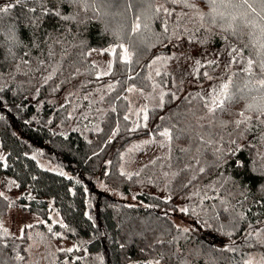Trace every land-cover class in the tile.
Returning a JSON list of instances; mask_svg holds the SVG:
<instances>
[{"label":"trees","instance_id":"trees-1","mask_svg":"<svg viewBox=\"0 0 264 264\" xmlns=\"http://www.w3.org/2000/svg\"><path fill=\"white\" fill-rule=\"evenodd\" d=\"M129 2L133 11L125 10ZM8 3L13 7L0 21V185L12 180L29 196L20 199V207L46 221L48 204L54 207L64 224L62 235L83 252L73 261L55 263L244 264L250 253L261 249L253 233L264 232V118L256 119L264 98L244 88L250 80L245 68L225 78V83L233 81V99L214 116L205 107L211 101L198 93L176 100L168 90L163 106L154 104L158 91L147 98L145 125L133 127L126 114L129 86L141 91L154 83L166 87L168 50L180 37L202 47L239 49L234 53L253 59L258 73V29H243L256 33L243 40L233 35L232 10L220 6L219 0L216 11L209 0H150L151 33L142 27L136 34L132 28L141 5L135 0H22L19 5L0 0V7ZM250 18L264 24L251 13ZM11 26L15 44L9 43ZM119 44L128 49L131 63L121 61ZM91 51L111 59L108 92L102 90L94 105L82 100L77 110L69 108L71 101L59 105L57 98L78 79L84 90L97 83ZM154 57L160 76L151 72ZM49 75L52 78L46 80ZM247 116L252 120L237 128L235 122ZM70 120L75 127L65 135L53 131ZM165 128L172 135L167 155L145 162L131 174L120 170L123 150L145 136L157 139ZM37 159L69 176L41 168ZM95 179L124 196L140 185L156 187L167 180L168 197L140 192L137 202L130 204L103 191ZM0 200L4 202L1 195ZM177 200L187 203V232L172 218ZM12 247L0 224V264H24L15 259Z\"/></svg>","mask_w":264,"mask_h":264},{"label":"rangeland","instance_id":"rangeland-1","mask_svg":"<svg viewBox=\"0 0 264 264\" xmlns=\"http://www.w3.org/2000/svg\"><path fill=\"white\" fill-rule=\"evenodd\" d=\"M168 51L170 53L171 66L166 71V75H168L166 77L168 80L166 87L162 88L154 83L143 91L134 86H129V88L133 89L132 91H129L128 88L126 114L130 118L133 127L139 124H146L147 98L152 97L155 90L156 92L158 91V93H154L156 96L158 95L154 102L155 105H160V95L165 90H168L166 92L171 93L169 96L172 95L171 97L176 100L188 93L196 92L201 96H199L201 99L211 101L212 96H209V92L212 89L219 90L229 74L247 66V59L241 54L232 52L231 47H223L221 49L202 47L187 37H180L175 40ZM91 54L93 63L98 67L97 83L91 86L92 88L88 86L87 89L89 88V90H84L85 85L80 83L81 79H78L77 82L67 87L57 98L56 101L59 105L66 101H71L70 106L68 105L69 108L73 109L75 107L77 110L80 109L82 100H87L94 105L101 98L100 92L102 90L103 94L108 92L110 81L107 75L109 74L111 59L102 56L101 52H92ZM157 58L151 59L152 69H154V71H151L153 75H156L158 69L157 64L152 62L153 60L156 61ZM197 61H200L201 64L198 65ZM210 61L213 62L211 66H209ZM204 73H207V76ZM159 84L161 83L159 82ZM81 112H83V109L79 110L77 115ZM70 113L72 112L68 114ZM74 127V120H70L67 126L56 125L53 131L65 135L67 131ZM167 146L168 141L162 135H159L157 139L151 135L140 138V140L132 143L126 150L121 152L123 157L122 161H120V170L126 174L136 172L145 162H150L160 155H167ZM2 156L3 153L0 151V157ZM111 156L110 153L105 161L106 164L111 161ZM37 162L45 170L69 176L67 172L46 160L37 159ZM95 180L98 187L109 193L113 198L130 204L137 202L135 195L140 192L154 194L164 199L168 197L165 189L167 180H164L156 187L152 186V184L143 185V187L140 185L128 196L112 191L103 186L101 181ZM2 181L0 193L3 194L1 196L4 198V202L0 200L1 232L6 240L8 239L12 242V251L15 259L17 256L22 257V259L16 260L24 264H57L55 262L58 259H62V263H66L67 259L73 261L82 256L83 252L80 247L62 235L64 224L50 203L48 204L49 220L46 221L38 214L31 213L20 207V199L23 196L29 199V196L24 191L17 190L16 184L12 180L4 179ZM176 205V213L172 215L175 224L183 230L191 229L190 219L186 217L185 212L181 211V209H186L187 203L177 200ZM253 234L256 237L257 245L261 249L250 253L251 255L244 264H264V232Z\"/></svg>","mask_w":264,"mask_h":264},{"label":"snow or ice","instance_id":"snow-or-ice-1","mask_svg":"<svg viewBox=\"0 0 264 264\" xmlns=\"http://www.w3.org/2000/svg\"><path fill=\"white\" fill-rule=\"evenodd\" d=\"M22 0H15V4L19 5L21 4ZM70 2H75V0H70ZM136 3H139L141 5L140 8V14L135 16V23L132 28L133 34L139 33L141 31V28L143 27L144 31L146 33H151V24L148 22L152 20L154 17L150 14H148V9L151 8L150 0H135ZM209 3L213 6V11H216V6L218 4V0H209ZM220 6H222L225 9H231L232 11L229 12V16L231 18V23H229V28L232 30L233 35H238V38L243 40L244 36H247L249 38L256 35L255 31H249L244 32L243 29H258L259 30V37H257L259 47L257 49V57L258 61L256 62L257 67L259 68V72L256 73L253 71L254 61L253 59L249 58L247 60V66L244 69L246 76L250 78L248 82L245 83L244 88L248 89V91L255 90L261 94V97L264 98V24L257 23L256 19L250 18V13L253 14L255 17H258L260 21H264V0H219ZM95 7V4L92 5ZM185 6H193L190 4H187ZM13 4L8 3L4 7H0V21L3 20L4 16L9 13V11L12 9ZM134 4L133 2H129L126 6V11H133ZM250 10V11H249ZM29 11L35 12L36 10L34 8H30ZM156 13L160 12V7H157L155 9ZM164 12L166 15H171L172 13L168 9H164ZM47 14V11L44 13ZM59 15V13H56ZM218 15L221 18H224V13L219 12ZM143 17V24L141 23V19ZM65 20L72 19V17L63 16L62 17ZM201 19H203V15H201ZM239 21V24H237L235 27H233V24L235 22ZM215 22V17H213V23ZM167 31V29H165ZM8 36H9V43L15 44L18 43L16 35H15V29L14 26H11L8 29ZM246 44V41H245ZM118 47L122 50L123 55L121 57V61L125 64L131 63V54L129 53L128 49L124 47L123 44H119ZM11 51V49H9ZM115 51V49H113ZM233 52H239V49L234 48L232 50ZM156 61L153 60V64ZM213 62H209V66H211ZM197 64H201L200 61H197ZM151 66V65H149ZM111 68V64L109 65ZM161 73L159 70L156 71V75L159 76ZM205 76H207V73H204ZM236 75V74H233ZM51 75L46 77L45 79H51ZM129 79H132L130 76ZM233 84V81L231 79L228 80L227 83H223L219 90L212 89L211 92H209V96H212V100L210 103L206 102L205 107L208 108L210 115H215L217 109L224 110L225 104L227 102H231L233 99V95L229 94L230 86ZM251 85V87L249 86ZM155 87V86H154ZM132 88H129V91H132ZM237 91L243 92L244 89L237 88ZM215 93V95H213ZM164 95L165 93H161L160 95V105L163 106L164 104ZM174 96V94H173ZM251 108V106H249ZM240 115L243 117L245 116L244 113H240ZM261 118H264V106H260L257 109V120H261ZM127 119V117H125ZM145 120H147V116H145ZM252 117L247 116L245 120H239L236 121V127L239 128L241 124L245 123L246 121H251ZM135 130V129H133ZM160 135L164 136L167 141L170 143L172 139L171 132L169 129L165 128ZM163 146V145H161ZM240 166H243L242 164ZM201 172L204 171V169H200ZM123 174V173H122ZM0 195H3L0 193ZM181 211L187 213V209H181ZM51 231V229H49ZM185 232L189 231V229H184ZM71 251V249H69ZM16 259H22V257L17 256ZM148 264H153L152 261H149ZM154 264H160L159 260H156Z\"/></svg>","mask_w":264,"mask_h":264}]
</instances>
